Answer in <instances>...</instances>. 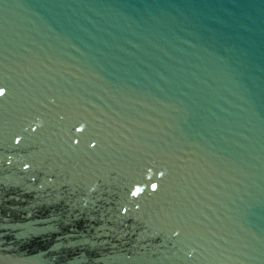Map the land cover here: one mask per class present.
I'll use <instances>...</instances> for the list:
<instances>
[{
	"label": "water",
	"instance_id": "obj_1",
	"mask_svg": "<svg viewBox=\"0 0 264 264\" xmlns=\"http://www.w3.org/2000/svg\"><path fill=\"white\" fill-rule=\"evenodd\" d=\"M0 89V264H264V0H0Z\"/></svg>",
	"mask_w": 264,
	"mask_h": 264
},
{
	"label": "snow or ice",
	"instance_id": "obj_2",
	"mask_svg": "<svg viewBox=\"0 0 264 264\" xmlns=\"http://www.w3.org/2000/svg\"><path fill=\"white\" fill-rule=\"evenodd\" d=\"M0 90H3V89H0ZM4 95H5L4 91L0 92V96H4ZM17 143H19V141H17ZM156 188L157 187L154 186V190H156Z\"/></svg>",
	"mask_w": 264,
	"mask_h": 264
},
{
	"label": "clouds",
	"instance_id": "obj_3",
	"mask_svg": "<svg viewBox=\"0 0 264 264\" xmlns=\"http://www.w3.org/2000/svg\"><path fill=\"white\" fill-rule=\"evenodd\" d=\"M2 91H4V90H0V92H2ZM78 131H79V129H78Z\"/></svg>",
	"mask_w": 264,
	"mask_h": 264
}]
</instances>
